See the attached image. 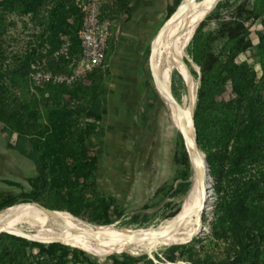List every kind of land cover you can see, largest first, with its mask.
Masks as SVG:
<instances>
[{
  "label": "trees",
  "instance_id": "16d2710c",
  "mask_svg": "<svg viewBox=\"0 0 264 264\" xmlns=\"http://www.w3.org/2000/svg\"><path fill=\"white\" fill-rule=\"evenodd\" d=\"M83 1L0 0V126L4 133L17 136L9 147L36 165V176L28 179L30 192L23 193L22 199L12 193L0 195V211L36 202L108 226L118 222L124 211L115 197L97 192L99 156L92 140L104 121L103 87L110 77L107 67L114 37L119 25L130 18L134 0H103L100 18L109 22L111 38L104 66L92 73L88 85L34 86L30 79L32 65L46 57L43 49L53 54L62 46V37L70 41L69 56L50 62L49 68L55 73L71 72L82 53ZM180 2L169 7L168 18ZM246 2L221 1L201 21L190 43V56L201 72L194 113L197 142L214 180L217 200L211 235L167 248L163 261L169 263L264 264V64L259 76L249 62L240 60L254 47L249 25L258 21L263 29L256 33L257 49L264 57V0H253L252 6ZM232 5L233 16L223 21L215 34L207 35V22L218 19ZM14 18L27 19L37 30L35 44L24 52L9 51ZM179 78L182 82L180 73ZM180 140L177 163L183 171L176 194H187L192 171L181 136ZM138 218L133 216V222ZM203 241L212 253H205L204 246L196 247L204 245ZM155 258L162 260L158 255ZM109 259L110 264H155L148 255L122 254ZM0 264L101 263L60 243L41 244L0 234Z\"/></svg>",
  "mask_w": 264,
  "mask_h": 264
},
{
  "label": "rangeland",
  "instance_id": "374dc122",
  "mask_svg": "<svg viewBox=\"0 0 264 264\" xmlns=\"http://www.w3.org/2000/svg\"><path fill=\"white\" fill-rule=\"evenodd\" d=\"M244 1L238 0V3ZM246 3L248 6H252L253 0H247ZM155 6L151 12L142 14L138 26L130 29L133 42L128 48L126 60L120 63L114 58L111 62L112 79L106 82L103 88V97L106 101L105 120L101 124V132L92 140V146L99 156L97 192L100 195L115 197L124 211L123 217L114 224L116 225L115 228L123 229L135 235H149L156 227L168 224L184 209L187 195L176 194L181 182L179 175L183 171V167L177 163L181 151V135L165 111L164 105L161 106L160 113H158L163 121V123L160 121L162 127L158 125L157 131L154 129L148 131L152 127L151 119L153 116L151 112L154 110L152 108L156 103L157 94L153 80L144 67V60L148 55L152 40L166 21V14L162 11L163 9L160 10L156 4ZM233 12V5L232 9H224L218 19L215 18L207 22L204 32L207 35L215 34L220 24L233 16ZM210 15L211 13H208L203 20H206ZM14 20L16 27L11 29L8 36L9 51L24 52L30 44L32 46L35 44L36 38L33 35L37 30L28 25L27 19L14 18ZM249 26L254 47L246 54H242L240 60L249 62L250 66L255 68L260 76L264 57L257 49L258 38L256 33L263 28L260 21ZM191 40L192 37L190 43ZM190 43L182 57L184 71L177 69L171 74L170 89L179 104H175V106L181 113L187 112L191 100H193L194 105L200 82V68L190 56ZM219 48L220 44L217 45L218 53H220ZM42 52L47 58L50 57L47 49H43ZM179 73L182 76V82H180ZM91 75L92 73L79 82L88 85ZM187 84L191 91L190 95L186 87ZM36 96L40 97L38 92ZM157 98L160 100L159 97ZM16 140V135L4 133L0 126V195L12 193L22 199V194L31 190L28 179L36 176V165L9 147V144H15ZM10 183L14 186H11ZM211 184V200L206 206L201 220L204 227L203 232L193 239L179 241L175 244L187 245L199 239L206 240L211 235L210 222L213 219L212 213L217 200L213 189V178H211ZM29 207L32 206L19 207L16 204L10 209L21 208L30 212ZM36 210L34 208L33 211ZM58 212V215H65L73 220L83 223L89 222L86 219L74 217L68 212ZM174 212L178 213L175 217L168 219ZM133 216H139L137 223L133 222ZM18 229L21 233L36 239L52 240L34 237L32 228L26 224L19 226ZM61 241L63 245L76 249L77 245L72 242L74 240L65 239ZM202 244L204 245L200 244L196 247L201 249V246H204L205 253H212L207 242L203 241ZM169 247L171 246L160 248L153 255L155 264H173L163 261V252ZM86 248L89 250H122L110 243H95ZM86 254L101 264H110L109 257L113 255L118 257L122 254L135 257L146 255L144 253L132 255L123 250L121 253L108 255ZM155 255L161 257L162 260L158 261ZM177 264L186 263L180 261Z\"/></svg>",
  "mask_w": 264,
  "mask_h": 264
},
{
  "label": "bare ground",
  "instance_id": "6f19581e",
  "mask_svg": "<svg viewBox=\"0 0 264 264\" xmlns=\"http://www.w3.org/2000/svg\"><path fill=\"white\" fill-rule=\"evenodd\" d=\"M217 0H184L181 7L180 16L167 28L158 43L157 54V75L170 90L171 74L182 67V57L190 43L198 25L209 13ZM168 100V95H164ZM173 112L175 121L185 132L192 133L191 127V107L193 100L190 101L187 112L181 113L175 104L168 103ZM177 127L178 124L174 123ZM196 160L202 174H205V165L202 157L197 153ZM205 185L197 176L191 177V185L185 198V207L168 224L156 227L149 235H135L123 229H116V225L103 228H95L87 223L73 220L65 215H58V220L49 218L43 212L36 210L27 212L26 210L15 208L0 212V229L21 232L18 227L29 225L33 230V236L45 239L74 240L80 249L89 254L108 255L128 252L133 254H148L151 257L165 246H171L179 241L193 239L203 232L201 224L204 210L211 200L209 179L205 175ZM208 188L209 194L205 197V190ZM28 205H19L25 207ZM179 226L175 230L173 227ZM105 226V225H104ZM107 226V225H106ZM29 236V235H28ZM83 243H110L122 250H89L82 246Z\"/></svg>",
  "mask_w": 264,
  "mask_h": 264
},
{
  "label": "built area",
  "instance_id": "2783aa9c",
  "mask_svg": "<svg viewBox=\"0 0 264 264\" xmlns=\"http://www.w3.org/2000/svg\"><path fill=\"white\" fill-rule=\"evenodd\" d=\"M103 0H84L80 3L83 24L79 32L81 56L72 64L70 73H55L49 63L68 58L70 41L62 37V46L50 55L37 60L31 68L30 79L34 86L54 85L72 86L104 66L106 51L111 38L110 24L100 18Z\"/></svg>",
  "mask_w": 264,
  "mask_h": 264
},
{
  "label": "water",
  "instance_id": "95a60500",
  "mask_svg": "<svg viewBox=\"0 0 264 264\" xmlns=\"http://www.w3.org/2000/svg\"><path fill=\"white\" fill-rule=\"evenodd\" d=\"M221 1L222 0H217L216 1L215 5L209 10V14L212 13L216 9V7L218 6V4ZM183 3H184V0H181V2L179 4V6L177 7L176 11L168 18V20L162 26V28L160 29L158 34L155 36V38H154V40L152 42L151 51H150V73H151V78H152L153 83H154L155 91L158 94L159 98L161 99V101H162V103H163V105H164L169 117L176 124H178V123L175 121V118L173 116V112H172L171 108L169 107L168 103L176 104V105H179V104L175 100V98H174V96H173V94L171 92V89L168 92V90L165 88L164 84H162V82L160 81V79H159V77L157 75L156 63H157V57H158L157 54H158V43H159V40L163 36V34L167 30V28L180 16L181 7H182ZM200 24L198 25V27L200 26ZM196 30H195V32H196ZM195 32H194V34H195ZM194 34H193V36H194ZM193 36H192V38H193ZM184 82H186V81H184ZM186 87L189 90V95H190L191 91H190L189 85L187 84ZM165 94L168 95V100L167 101L164 99V95ZM195 106H196V98H195L194 105H192V107H191L192 133L190 134L188 132H185L181 127H179V124L177 125V130H178L179 134L181 135V137L183 138V140L185 142V146H186V149H187L188 158H189V162H190V166H191V170H192V175L193 176H197L201 180L202 184L204 183V185H205V181H206L205 180V175H206L208 177V179H209V182H210L209 183V187L212 189L211 177H210V174H209L207 161H206L203 153L201 152V150H200V148L198 146V142H197V130H196V127H195V119H194ZM197 153L203 159V162H204V165H205V174L201 173V170H200V168L198 166V162L196 160ZM207 194H209L208 188H206V190H205V197L207 196ZM18 205L32 206V207L36 208L37 210L43 212L44 214H46L49 218H51L53 220H58L59 219V216H58L59 212L58 211L51 210V209H49V208H47V207H45V206H43V205H41L39 203L30 202V203H22V204H18ZM15 206L16 205H14L12 207H15ZM12 207H10V208H12ZM10 208L4 209V210H8ZM85 223H87L88 225H91V226H93L95 228L110 227V226L114 225L113 224V225H108V226H98V225L90 223V222H85ZM178 227L179 226L175 225L173 227V230H175ZM0 234H9V235H12V236L24 238V239H26L28 241H31V242H37V243H41V244H53V243L62 244V241L60 239H57V238L52 239V240L36 239V238L30 237V236H27V235H25V234H23L21 232L13 231V230H1L0 229ZM185 244H187V243H185ZM176 245H184V244L183 243H178V244H173L171 246H176ZM146 255H148V254H146ZM148 257L153 259V257H151L150 255H148Z\"/></svg>",
  "mask_w": 264,
  "mask_h": 264
},
{
  "label": "crops",
  "instance_id": "0c3cea01",
  "mask_svg": "<svg viewBox=\"0 0 264 264\" xmlns=\"http://www.w3.org/2000/svg\"><path fill=\"white\" fill-rule=\"evenodd\" d=\"M175 1L176 0H134L133 1L132 6H131L130 18L128 19V21H126L125 23H122L117 28V32L115 34L114 41H113L112 56L110 58V61H109L108 67H107V69L109 70V73H110V77H109L108 81H106V82H109L112 79V72L110 70L112 60L115 58V60L120 61V63L126 60V54H127L128 48H129V46H131L130 44H132V42H133L132 38H131L132 33H130V29L132 30V27L138 26V24L140 23V19H142V14H144V12H151L154 9V6L156 4L159 6L158 8L160 10L163 9L162 11H164V13L166 14V21H167L168 20V14H169V7L173 6L175 4ZM153 40H152V42H153ZM152 42H151V45H152ZM151 45L149 46V49H148V55L146 56V59L144 60V67L146 68V71L148 72V75L150 74V76H151V73H150ZM157 97H159L158 94H157ZM157 97H156V103H155L154 107L152 108V110L153 109L154 110L151 112V114L153 116L151 119L152 120V123H151L152 127H150V129L148 131H153L152 129L157 131L158 125H159V127H162L161 126L162 124L160 123V121L162 123H163V121L161 120L162 119L161 115L158 113H160L159 111L161 110V106L163 105V103H162L161 99L159 100ZM105 102L106 101L104 99V120H105V106H106ZM165 111H166V109H165ZM157 114H158V117L156 116ZM100 132H101V129L98 132V134L96 135V137L99 135Z\"/></svg>",
  "mask_w": 264,
  "mask_h": 264
}]
</instances>
